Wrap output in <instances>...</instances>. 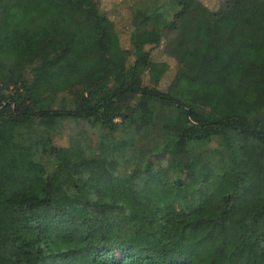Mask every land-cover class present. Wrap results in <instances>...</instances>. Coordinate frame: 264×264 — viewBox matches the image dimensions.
Here are the masks:
<instances>
[{"label":"trees","instance_id":"1","mask_svg":"<svg viewBox=\"0 0 264 264\" xmlns=\"http://www.w3.org/2000/svg\"><path fill=\"white\" fill-rule=\"evenodd\" d=\"M130 13L126 49L100 0H0V264H264V0ZM187 13L205 72L175 37L162 90ZM71 39L74 71L49 61Z\"/></svg>","mask_w":264,"mask_h":264},{"label":"rangeland","instance_id":"2","mask_svg":"<svg viewBox=\"0 0 264 264\" xmlns=\"http://www.w3.org/2000/svg\"><path fill=\"white\" fill-rule=\"evenodd\" d=\"M203 3L211 10H216L221 5V0H202ZM132 0H100L101 9L107 14L108 19L106 21V27L108 31H112V29H116L118 33L120 44L123 48H130L129 44V33L131 29V13H130V4ZM208 29V21L206 19L197 18L192 13H187L181 23H179L178 31L176 29H172L166 31L162 37L161 44L152 49V59L155 61H165L168 63L169 68L163 77L161 83L159 84V88L164 90L168 86L170 80L175 74L178 66L180 65V61L177 58L168 55L169 47L173 44L174 38H179L183 42V47L178 53L179 59L182 60V63L187 59V63L184 64V69L188 73L189 77H197L198 75L203 74L205 70H199L198 66L195 65L193 60H189L192 56V49H196L198 55L204 56L207 54L205 49H201V45L196 44L191 38H194L195 35H203L206 33ZM198 32V34L196 33ZM93 51H90L87 56L80 55L79 50L76 47V44L70 40L69 44L65 47H60L58 50L52 55L49 61L54 59L63 60L70 71L76 70L77 65H73L75 59L78 57L81 58H89V55L93 54ZM86 55V54H85ZM84 56V57H83ZM48 61V62H49ZM208 63V62H207ZM206 64V61H203V65ZM256 65V63H255ZM210 76L214 78L216 74L215 70L207 64ZM260 77L264 78V70L260 72ZM145 82L147 79L145 78ZM69 139V130L64 129L59 132L54 139V142L58 146L67 145Z\"/></svg>","mask_w":264,"mask_h":264}]
</instances>
